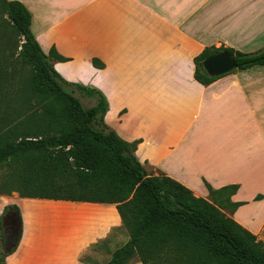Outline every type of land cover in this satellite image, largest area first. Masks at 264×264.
<instances>
[{
    "label": "crops",
    "instance_id": "obj_1",
    "mask_svg": "<svg viewBox=\"0 0 264 264\" xmlns=\"http://www.w3.org/2000/svg\"><path fill=\"white\" fill-rule=\"evenodd\" d=\"M7 1L28 10L41 50L65 59L53 63L64 81L104 96L106 126L137 143L135 156L148 174H163L207 201L205 183L214 191L239 186L231 202L247 205L226 216L256 238L262 234L264 85L250 78L252 69L207 87L194 80L193 61L205 49H246L239 16L245 0ZM4 201L22 218L20 242L5 264H107L112 234L123 229L112 205ZM49 206L63 216L62 236L51 247L24 242L25 215Z\"/></svg>",
    "mask_w": 264,
    "mask_h": 264
},
{
    "label": "trees",
    "instance_id": "obj_2",
    "mask_svg": "<svg viewBox=\"0 0 264 264\" xmlns=\"http://www.w3.org/2000/svg\"><path fill=\"white\" fill-rule=\"evenodd\" d=\"M30 27L31 15L21 3L0 0V28L11 30L18 39L7 40L0 50L10 67L17 59L30 63L31 94L40 109L38 126L25 130L17 122L0 133V169L13 170V178H21L19 197L115 206L128 241L110 254L107 264H132L135 259L140 264H264V243L222 212L232 215L247 205L231 202L239 186L214 191L205 183L209 202L163 174L149 175L135 156L137 143L124 142L106 126L104 96L64 81L53 63L65 59L54 49L45 54ZM220 52L235 58L236 72L264 68V49L243 53L208 48L193 61L197 83L207 87L220 79L207 77L201 67ZM93 66L102 68L97 61ZM76 92L94 99L95 106L84 108ZM8 210L16 213L21 229L19 209L9 206L4 212ZM20 239L21 231L8 248L0 218V264L16 251Z\"/></svg>",
    "mask_w": 264,
    "mask_h": 264
},
{
    "label": "rangeland",
    "instance_id": "obj_3",
    "mask_svg": "<svg viewBox=\"0 0 264 264\" xmlns=\"http://www.w3.org/2000/svg\"><path fill=\"white\" fill-rule=\"evenodd\" d=\"M243 10L239 12L242 18V32L240 42L247 44L246 49L241 50L243 53H254L264 49V0H245L243 1ZM247 15V16H246ZM248 24V25H247ZM233 35L234 33L229 32ZM8 41L17 42V37L9 29L0 28V49L3 48V43ZM248 47V48H247ZM227 48V47H224ZM9 60L6 53L0 50V133L11 129L17 122H22L25 130L29 126H38L41 122L39 119L40 109L35 106L34 99L31 94L29 84L31 66L30 63L17 59L13 62L12 67L9 65ZM6 66L4 70H1ZM249 76L257 84L264 85V68H254L249 73ZM261 93V90L258 91ZM75 97L79 99L84 108H92L95 106L94 99H88L81 96L78 92ZM259 150V149H258ZM257 171H261L257 168ZM154 175L153 172L149 173ZM14 171L6 168L0 169V218L2 226V239L8 243L10 249L20 235V225L18 223L16 213L12 210L4 212L6 207V199L19 197L17 189L23 191L24 184L13 178ZM26 177H23L25 180ZM253 190L259 189V186H253ZM30 192V189H26ZM244 199L250 198L248 190L243 192ZM20 198V197H19ZM21 199V198H20ZM39 201L36 199H27ZM209 202L211 199L209 197ZM58 207L49 206L42 210L39 214L25 217L28 219L29 228L26 230L23 241H34L37 245L49 247L54 245L62 236V220L63 216L59 213ZM223 214L228 215L227 210H222ZM264 243V231L257 238ZM112 251L120 248L128 241V235L124 229L121 232L114 231L112 234ZM0 252H3L0 242ZM135 259L133 262H136ZM132 262V263H133Z\"/></svg>",
    "mask_w": 264,
    "mask_h": 264
},
{
    "label": "water",
    "instance_id": "obj_4",
    "mask_svg": "<svg viewBox=\"0 0 264 264\" xmlns=\"http://www.w3.org/2000/svg\"><path fill=\"white\" fill-rule=\"evenodd\" d=\"M203 73L209 78H222L236 72L235 58L226 52H220L201 64Z\"/></svg>",
    "mask_w": 264,
    "mask_h": 264
}]
</instances>
